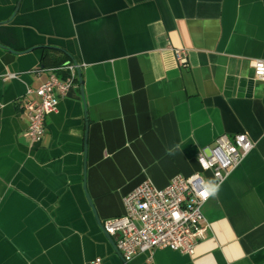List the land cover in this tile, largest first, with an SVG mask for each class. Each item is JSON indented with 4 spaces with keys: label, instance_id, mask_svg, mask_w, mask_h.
Instances as JSON below:
<instances>
[{
    "label": "crops",
    "instance_id": "1",
    "mask_svg": "<svg viewBox=\"0 0 264 264\" xmlns=\"http://www.w3.org/2000/svg\"><path fill=\"white\" fill-rule=\"evenodd\" d=\"M0 44V264H264V81L251 64L264 59V0H0ZM67 62L81 84L32 142L27 89ZM239 132L253 148L203 204L194 253L124 261L98 221Z\"/></svg>",
    "mask_w": 264,
    "mask_h": 264
},
{
    "label": "built area",
    "instance_id": "2",
    "mask_svg": "<svg viewBox=\"0 0 264 264\" xmlns=\"http://www.w3.org/2000/svg\"><path fill=\"white\" fill-rule=\"evenodd\" d=\"M176 60L184 63L187 50L173 49ZM254 75L264 81V59L251 61ZM79 65L67 62L51 69L47 78L34 89L28 88L23 109L27 117L26 135L38 142L45 131L44 120L54 110L58 99L66 94L77 79ZM56 73H62L57 76ZM15 75L8 73L7 78ZM29 96V94H32ZM245 133L217 135L207 151H199L196 161L199 170L184 176L174 175L164 187H156L149 180L139 183L124 195V212L101 221L104 232L114 236L115 247L124 261L145 253L147 259L154 249L168 248L193 254L197 243L204 238L209 224L202 214V206L210 197L202 195L203 173L209 171L216 183L223 182L253 148ZM86 264H102L100 257Z\"/></svg>",
    "mask_w": 264,
    "mask_h": 264
},
{
    "label": "clouds",
    "instance_id": "3",
    "mask_svg": "<svg viewBox=\"0 0 264 264\" xmlns=\"http://www.w3.org/2000/svg\"><path fill=\"white\" fill-rule=\"evenodd\" d=\"M219 190L220 184L216 183L213 180H209L204 186L202 195L204 196V198H207L209 196H216L218 195Z\"/></svg>",
    "mask_w": 264,
    "mask_h": 264
},
{
    "label": "water",
    "instance_id": "4",
    "mask_svg": "<svg viewBox=\"0 0 264 264\" xmlns=\"http://www.w3.org/2000/svg\"><path fill=\"white\" fill-rule=\"evenodd\" d=\"M0 46H1V47H4V46L1 45V44H0ZM4 48H5V47H4ZM51 48H53V49H57L56 47H51ZM8 50H11V51L16 52V51L13 50V49H9V48H8ZM27 50H31V49H27ZM77 79H78V82L81 84V76H80V71H79V70H77ZM89 203H90V202H89ZM98 223H99L100 228L102 229L101 222L98 221ZM102 231H103V229H102ZM103 232H104V231H103ZM104 234H105L106 238L110 241V243H111L113 246H115V243H114V240L112 239V236H110V235H109L108 233H106V232H104Z\"/></svg>",
    "mask_w": 264,
    "mask_h": 264
}]
</instances>
